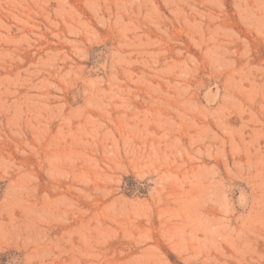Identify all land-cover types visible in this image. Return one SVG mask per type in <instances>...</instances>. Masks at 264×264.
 Segmentation results:
<instances>
[{"label":"rangeland","instance_id":"obj_1","mask_svg":"<svg viewBox=\"0 0 264 264\" xmlns=\"http://www.w3.org/2000/svg\"><path fill=\"white\" fill-rule=\"evenodd\" d=\"M0 264H264V0H0Z\"/></svg>","mask_w":264,"mask_h":264}]
</instances>
